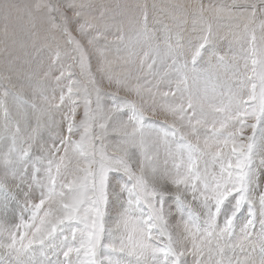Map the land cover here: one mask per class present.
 <instances>
[{
    "label": "snow or ice",
    "instance_id": "6c2138e0",
    "mask_svg": "<svg viewBox=\"0 0 264 264\" xmlns=\"http://www.w3.org/2000/svg\"><path fill=\"white\" fill-rule=\"evenodd\" d=\"M0 19V264H264V0Z\"/></svg>",
    "mask_w": 264,
    "mask_h": 264
},
{
    "label": "rangeland",
    "instance_id": "374dc122",
    "mask_svg": "<svg viewBox=\"0 0 264 264\" xmlns=\"http://www.w3.org/2000/svg\"><path fill=\"white\" fill-rule=\"evenodd\" d=\"M13 192H15V189L13 190ZM0 195H2V193H0ZM14 207H15V215H12L9 209L7 208L0 209V218H7L9 221L15 222V220L18 219V217L20 216L22 209L24 207L23 195H21V198L19 200L15 201ZM246 210H247V205H245V207L241 209V212H246ZM238 216H239V213H238Z\"/></svg>",
    "mask_w": 264,
    "mask_h": 264
},
{
    "label": "bare ground",
    "instance_id": "6f19581e",
    "mask_svg": "<svg viewBox=\"0 0 264 264\" xmlns=\"http://www.w3.org/2000/svg\"><path fill=\"white\" fill-rule=\"evenodd\" d=\"M9 3H12V4H16V5H19V6H21V8L23 7V5L24 4H26V3H28V0H9ZM11 18H12V20H11V22H10V26H11V23H14V21H15V18H16V16L18 15V12H17V10L16 9H13L12 11H11ZM3 20L2 19H0V31H2V29H3ZM18 209H20V208H18ZM4 215V214H3ZM5 216V215H4ZM3 216V217H4Z\"/></svg>",
    "mask_w": 264,
    "mask_h": 264
}]
</instances>
